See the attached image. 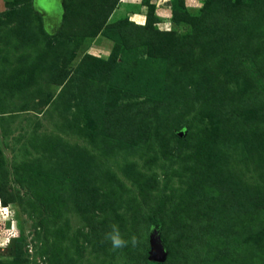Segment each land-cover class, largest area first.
I'll return each instance as SVG.
<instances>
[{
	"label": "rangeland",
	"instance_id": "rangeland-1",
	"mask_svg": "<svg viewBox=\"0 0 264 264\" xmlns=\"http://www.w3.org/2000/svg\"><path fill=\"white\" fill-rule=\"evenodd\" d=\"M65 1L72 4L68 18L64 17ZM206 1L185 0L195 15ZM111 4L112 0H0V264H145L143 256L151 253L156 232L168 256L166 264H179L175 228L183 221L206 223L209 218L208 208L202 211V201L193 195L194 177L226 167L231 156L226 152L228 158H222L218 150V157L209 145L201 147V140L218 130L202 105L191 108L174 130L145 123L139 126L136 140H113L114 144L96 134L97 123L88 118L83 99L82 114L74 106L76 93L87 90L86 80L96 73L105 75L107 68L120 81L123 75H129L134 85L144 80L142 67L131 69L141 49L118 58L124 64L129 57L127 68L112 65L115 39L104 32L89 36L91 28L84 30L85 35L74 32L80 28V19L84 27L96 22ZM171 4V0H120L109 22L143 25L152 6L161 30L190 32L189 24L171 18ZM258 42L264 45V33ZM54 50L67 55L59 58L62 71L59 59H52ZM72 76L75 84L65 88ZM111 92L115 99L125 98L121 90L107 91ZM137 95L133 98L138 99ZM174 131L190 137L178 149H174ZM66 146L75 155L85 154L84 165L75 163L70 152L59 154ZM71 169L91 172L89 205L81 210L72 191L57 197L49 188L56 173L61 177ZM246 178L254 181L256 177L246 171ZM3 195L12 201L5 204ZM152 216H158L163 225L147 226ZM112 224L119 226L126 240L135 237L136 243L113 250L104 239ZM253 224L264 226V215H243L235 227L240 243L248 249L241 264H264V241L258 244L249 232Z\"/></svg>",
	"mask_w": 264,
	"mask_h": 264
},
{
	"label": "trees",
	"instance_id": "trees-1",
	"mask_svg": "<svg viewBox=\"0 0 264 264\" xmlns=\"http://www.w3.org/2000/svg\"><path fill=\"white\" fill-rule=\"evenodd\" d=\"M119 1L112 0L108 13L96 22L90 21L91 24L84 27L80 19V28L74 32L85 35L84 30L91 28L89 36L104 32L115 39L110 58L112 65L127 68L129 57L124 58V64L117 62L118 58L141 49L142 54L138 52L134 57L138 61L132 63L131 69L142 67L144 80L134 85L129 75H123L124 80L120 81L107 68L103 70L105 75L97 76L96 73L86 80L89 82L87 90L76 93L74 106L82 114L80 102L83 99L88 118L97 123L99 131L96 134L107 144H114L113 140L127 143L136 140L139 126L145 123H160L174 130L181 126L191 108L202 105L218 130L214 135L205 136L201 147L209 145L215 150L213 155L218 154V157V150H222L221 156L226 159V152H230L231 160L225 162L226 167L214 170L215 174L210 170L207 176L194 177L193 195L202 201V211L208 208L209 218L206 223L197 219L183 221L175 228L179 264H241L243 253L248 249L240 243V232L235 227L243 215H264V45L258 42L264 33V0H207L196 15L188 11L185 0H171V18L191 27L190 32L182 34L161 30L152 6L143 25L128 20L110 23V15ZM71 6L70 1H65V18ZM63 55L66 54L54 50L52 59ZM86 56L97 62L100 60L92 54ZM58 64L62 71L60 59ZM128 70L130 68L120 74ZM67 73L70 72L64 71ZM185 75L190 76L185 79ZM75 81L74 76L70 77L64 87L70 88ZM108 90H121L125 98L115 99ZM65 92L63 90L60 96ZM135 94L138 99L133 98ZM172 135L177 145L174 149L190 138H183L175 131ZM58 152H70L77 159L75 163L84 165L83 152L79 157L68 146ZM239 164L255 175L254 181L246 178V171ZM56 174L55 181L49 183L51 192L64 197L72 191L77 197V208L81 210L89 205L88 194L92 191L89 169L85 173L71 169L61 177ZM1 198L5 204L12 201L4 195ZM149 208L158 211L156 207L149 205ZM152 223L163 225L158 216H152L147 226ZM143 226L148 228L146 224ZM257 226L253 224L249 232L259 244L264 241V226ZM246 254L250 260L249 253ZM143 257L145 264H166L168 256L156 261L145 252Z\"/></svg>",
	"mask_w": 264,
	"mask_h": 264
},
{
	"label": "clouds",
	"instance_id": "clouds-1",
	"mask_svg": "<svg viewBox=\"0 0 264 264\" xmlns=\"http://www.w3.org/2000/svg\"><path fill=\"white\" fill-rule=\"evenodd\" d=\"M104 239L111 243L112 249H121L128 246L129 243L133 245L136 243L135 237H131L130 240H126L120 231L117 224H112L110 226V231L105 233Z\"/></svg>",
	"mask_w": 264,
	"mask_h": 264
},
{
	"label": "water",
	"instance_id": "water-1",
	"mask_svg": "<svg viewBox=\"0 0 264 264\" xmlns=\"http://www.w3.org/2000/svg\"><path fill=\"white\" fill-rule=\"evenodd\" d=\"M159 232H156L152 237V251L150 253V259L156 261H163L165 259V250L160 240Z\"/></svg>",
	"mask_w": 264,
	"mask_h": 264
},
{
	"label": "crops",
	"instance_id": "crops-1",
	"mask_svg": "<svg viewBox=\"0 0 264 264\" xmlns=\"http://www.w3.org/2000/svg\"><path fill=\"white\" fill-rule=\"evenodd\" d=\"M169 6H170V5H168V8H169ZM158 11H159V7H158ZM169 12H170V10H168L166 13H169ZM166 16H168V15H166Z\"/></svg>",
	"mask_w": 264,
	"mask_h": 264
}]
</instances>
